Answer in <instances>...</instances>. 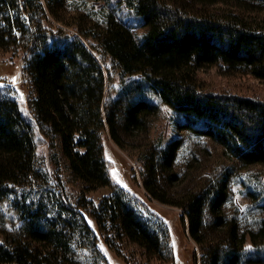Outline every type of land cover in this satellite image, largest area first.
Segmentation results:
<instances>
[{
  "label": "trees",
  "instance_id": "trees-1",
  "mask_svg": "<svg viewBox=\"0 0 264 264\" xmlns=\"http://www.w3.org/2000/svg\"><path fill=\"white\" fill-rule=\"evenodd\" d=\"M70 1L0 0V55L21 63L30 110L27 116L17 89L0 84V264H110L102 243L128 264L171 262L169 225L110 175L103 142L109 126L123 144L113 116L105 115L109 86L142 77L183 127L219 144L244 168L264 165V100L208 92L198 79L201 69L220 65L264 81V19L244 0H196L235 7L223 15L197 14L173 0H119L148 28L137 38L113 13L102 26H84ZM153 108L138 101L127 128H139ZM36 128L53 162L64 164L69 182L80 187L77 195L59 171L53 176L43 167ZM179 147L176 140L165 151L167 169ZM227 181L179 200L151 176L144 188L151 199L183 210L197 264H264V221L247 235L223 217L215 225L224 233L207 227L227 199ZM107 188L101 198L92 196Z\"/></svg>",
  "mask_w": 264,
  "mask_h": 264
},
{
  "label": "rangeland",
  "instance_id": "rangeland-1",
  "mask_svg": "<svg viewBox=\"0 0 264 264\" xmlns=\"http://www.w3.org/2000/svg\"><path fill=\"white\" fill-rule=\"evenodd\" d=\"M173 1L177 6L197 14L223 15L235 10L234 6L228 5L203 6L196 0ZM244 2L256 11L255 14H259L260 20L264 19V0ZM69 7L72 14L79 16L86 27L104 25L107 16L113 13L137 38H142L148 31L143 22L120 6L119 0H71ZM75 28L72 27L71 31L75 32ZM9 58L10 54L0 55V84L18 90L23 111L28 116V90L23 80L21 63L18 60L11 62ZM198 79L201 88L208 92H230L264 100V81L254 78L243 69L231 70L214 65L201 69ZM107 94L105 115L113 116L115 130L123 144L120 147L116 143L109 126L103 142L105 157L110 164V175L115 184L144 198L148 207L162 217L171 230L174 259L167 263L154 261L152 264H197L195 250L198 248L181 221L183 210L151 199L147 194L144 182L150 176L167 192V196L175 200L181 199L188 192L209 186L212 181L220 182L228 178L227 199L216 217L209 216L208 229L215 234L224 233L223 227L215 225L218 217L236 222L240 235H247L261 227L264 221V165L244 168L229 158L219 144L183 127L181 116L165 104L140 76L123 81L117 78L110 84ZM143 100H147L155 108L141 118L139 128H127L130 109ZM36 137L39 140L37 153L43 167L53 176L59 171L67 181L68 192L77 195L80 187L69 182V173L64 164L56 165L53 162L54 153L48 140L37 128ZM176 140H180V147L171 169H167L164 153ZM109 191L112 190L102 189L92 196L101 198ZM12 215L9 213V216ZM101 249L110 264H128L124 257L105 243L101 244ZM129 252H134V249L130 248Z\"/></svg>",
  "mask_w": 264,
  "mask_h": 264
}]
</instances>
